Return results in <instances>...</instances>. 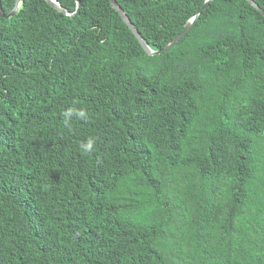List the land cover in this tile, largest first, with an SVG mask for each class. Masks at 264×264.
<instances>
[{
	"label": "trees",
	"instance_id": "obj_1",
	"mask_svg": "<svg viewBox=\"0 0 264 264\" xmlns=\"http://www.w3.org/2000/svg\"><path fill=\"white\" fill-rule=\"evenodd\" d=\"M59 1L0 13V264H264V15Z\"/></svg>",
	"mask_w": 264,
	"mask_h": 264
},
{
	"label": "water",
	"instance_id": "obj_2",
	"mask_svg": "<svg viewBox=\"0 0 264 264\" xmlns=\"http://www.w3.org/2000/svg\"><path fill=\"white\" fill-rule=\"evenodd\" d=\"M52 6H54L55 8H57L59 11L64 12L68 15H75L76 12H71L69 11L67 8H65L61 2L59 0H47ZM112 3V6L115 7L117 9V11L120 13V15L123 17V19L128 23V25L130 26V28L132 29V31L135 33V35L139 38L141 44L143 45V47L146 49V51L151 54H160L168 49H170L171 47H173L190 29L194 19L196 18V15L190 19L189 22H187V24L185 25V28L173 39V41H171L170 43H168L164 48L162 49H158L155 50L153 48H151L149 46V44L147 43V41L144 39V37L142 36L141 32L139 31V29L135 26V24L133 23V21L131 20V18L128 16L127 12L124 10V8L122 7V5L119 3L118 0H110ZM212 0H206V2L204 3V5L201 7V9L198 11L197 15L200 14L204 8H206L209 3ZM253 6H255L263 15H264V9L255 1V0H248ZM22 0H16V4L14 6V8L12 9V11L8 14L5 13V11L2 8V2L0 0V13L3 17H11L13 15H15L17 13V11L19 10V7L21 5ZM81 4V0H78V9L80 7Z\"/></svg>",
	"mask_w": 264,
	"mask_h": 264
},
{
	"label": "clouds",
	"instance_id": "obj_3",
	"mask_svg": "<svg viewBox=\"0 0 264 264\" xmlns=\"http://www.w3.org/2000/svg\"><path fill=\"white\" fill-rule=\"evenodd\" d=\"M84 113L81 112V115H83ZM95 148V142L92 139H89L88 142L86 144H82L81 145V149L86 152V153H90L92 151H94Z\"/></svg>",
	"mask_w": 264,
	"mask_h": 264
}]
</instances>
